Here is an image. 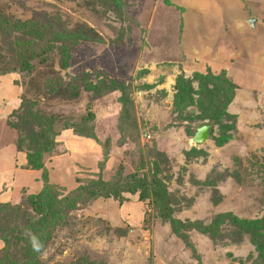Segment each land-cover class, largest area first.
I'll list each match as a JSON object with an SVG mask.
<instances>
[{"label": "rangeland", "instance_id": "374dc122", "mask_svg": "<svg viewBox=\"0 0 264 264\" xmlns=\"http://www.w3.org/2000/svg\"><path fill=\"white\" fill-rule=\"evenodd\" d=\"M0 18L30 24L0 27V258H21L29 223L45 213L29 200L45 183L40 169L26 165V150L40 147L24 113L56 116V145L41 157L53 209L56 189L65 194L91 180L130 188L135 176L165 187L182 224L208 225L224 213L264 218V0H0ZM49 21L56 25L50 36L42 32ZM37 43L48 48L45 61L30 57L27 73L15 67ZM221 74L233 85L225 111L196 94ZM179 78L191 83L194 99L182 113ZM216 109L217 123L207 117ZM64 122L85 134L62 129ZM207 122L211 136L193 142L195 127ZM122 196L76 202L52 227L40 264L259 258L248 233L228 236L229 223L219 228L227 235L213 239L162 218L151 198Z\"/></svg>", "mask_w": 264, "mask_h": 264}, {"label": "trees", "instance_id": "16d2710c", "mask_svg": "<svg viewBox=\"0 0 264 264\" xmlns=\"http://www.w3.org/2000/svg\"><path fill=\"white\" fill-rule=\"evenodd\" d=\"M114 2V0H110ZM37 21V20H35ZM7 19L0 18V27L2 29L12 30L14 27L21 28L22 26L30 25L28 22L16 21L10 22ZM55 26L51 21H49L46 25L42 27V32L50 35L56 33ZM45 46H48L47 42L44 43ZM48 48L43 49V45L41 43H37V46L34 44H29L27 48H25V55L20 58L19 62L17 61L15 67H19L21 71L28 72L32 67L30 62V57L39 56V61H45L43 54L44 51H47ZM61 51V55H65V47L62 45L59 48ZM15 62L13 61V64ZM13 69V67H12ZM52 78V77H50ZM213 87L211 90L204 91L203 89H198L196 94H199L198 101L202 99V93L205 96H210L215 100H218L217 105H221L223 111H225V107L231 100V96L233 95V85L230 83L228 79H226L222 74L220 76H212L209 77ZM55 86V82H53ZM177 87V96H178V105L176 106L179 109V112L182 113V109L184 110L187 106H189L194 99L192 98L193 88L191 83L188 80H183L179 78L176 81ZM204 91V92H203ZM219 110L216 109L215 112H210L207 114V117L210 120L215 121L216 123L220 120ZM93 115L91 114V118ZM24 123L31 124L30 134L31 141L38 143L39 150H35L33 152H37V154L29 153L26 150L25 156L27 159L26 165L27 167L34 170H41V177L45 183L44 188L34 195L29 196V200L33 204H39L40 207H43L45 210L44 215L41 217H37L35 221H31L29 223L31 228V234L25 240V245L22 246L21 258L15 256H9L10 253H6L4 257L0 258V264H40L38 259L40 252L45 247L48 238L51 233L52 227L56 225H60L64 223L65 213L73 207L76 202H87L90 200H95L98 197H113L115 199L123 200L122 192H130L132 194L139 193V199L145 200L147 198H151L155 207L161 212V217L164 219H169L173 224L184 225L186 227L195 226L197 230L204 231L208 233V235L216 239L220 236H226L228 234L229 237L237 236V238H241L243 233H248L250 235V242L257 247L259 258L256 260L255 264H264V218H256L251 220H241L237 219V217L233 216L230 213L218 214L213 217V219L209 222L208 225H202L199 223H192L187 221L185 224L179 223L177 219L173 217V206L175 205L174 197L168 193L164 186L157 184L155 181H147L145 178L139 179L135 176L131 177L132 180L129 183L130 188H125L126 186H120L117 188L116 183H101L95 180H91L90 183L79 184L75 189L66 192L65 194L59 193L58 189L52 195L54 198V204L56 208H52L51 198H47V194L50 189V185L47 179L46 170L42 168V159L44 154H50L56 145L55 137L59 133V129L56 127V116L54 114L50 115H31L28 116L25 113L23 114ZM37 125V131L33 129V125ZM12 126V125H11ZM71 128L74 134L83 135L85 134L81 129H77L75 124L64 122L62 129ZM221 142L227 139L226 134H222ZM40 140H39V138ZM118 182V181H117ZM125 185V184H123ZM54 221V222H52ZM231 224L235 228L231 230V233H223L220 232V226L222 224ZM35 237L39 249L34 250L32 246V238Z\"/></svg>", "mask_w": 264, "mask_h": 264}, {"label": "water", "instance_id": "95a60500", "mask_svg": "<svg viewBox=\"0 0 264 264\" xmlns=\"http://www.w3.org/2000/svg\"><path fill=\"white\" fill-rule=\"evenodd\" d=\"M254 22L255 19H250L249 20V24L252 26V28L254 27ZM213 127V123L212 122H207L201 125H197L195 127L193 136L191 138V140L195 143H202L205 140H207L210 136H211V128Z\"/></svg>", "mask_w": 264, "mask_h": 264}, {"label": "clouds", "instance_id": "9594fccd", "mask_svg": "<svg viewBox=\"0 0 264 264\" xmlns=\"http://www.w3.org/2000/svg\"><path fill=\"white\" fill-rule=\"evenodd\" d=\"M31 242H32V246H33L34 250H38L39 249V245H38L35 237L32 238Z\"/></svg>", "mask_w": 264, "mask_h": 264}, {"label": "crops", "instance_id": "0c3cea01", "mask_svg": "<svg viewBox=\"0 0 264 264\" xmlns=\"http://www.w3.org/2000/svg\"><path fill=\"white\" fill-rule=\"evenodd\" d=\"M10 155H12V157L15 159L13 152H10ZM13 166H14V161H13L11 164H9V167L12 168ZM9 167H8V168H9ZM26 172H28V171H26ZM3 173H4V172H3ZM17 173H18V174H19V173H22V171H19V172H17ZM28 173H29V172H28Z\"/></svg>", "mask_w": 264, "mask_h": 264}]
</instances>
